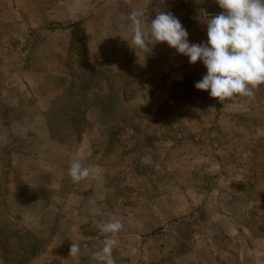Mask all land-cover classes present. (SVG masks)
<instances>
[{"label": "rangeland", "instance_id": "obj_1", "mask_svg": "<svg viewBox=\"0 0 264 264\" xmlns=\"http://www.w3.org/2000/svg\"><path fill=\"white\" fill-rule=\"evenodd\" d=\"M206 43L216 0H0V264H264V84L223 101L130 13ZM99 175L73 182L70 163ZM80 244L69 256L71 243ZM139 251L132 255L130 249Z\"/></svg>", "mask_w": 264, "mask_h": 264}, {"label": "clouds", "instance_id": "obj_2", "mask_svg": "<svg viewBox=\"0 0 264 264\" xmlns=\"http://www.w3.org/2000/svg\"><path fill=\"white\" fill-rule=\"evenodd\" d=\"M216 3L223 11L207 18L206 43H190L189 33L179 19L158 9L147 29L141 19L145 13L138 10L130 13L132 44L149 53L150 44L167 42L177 53L187 56L189 63L202 61L207 72L195 87L220 101L236 95L254 98L255 90L264 84V0H216ZM99 171L97 167L82 165L79 159L68 167L73 182L98 176ZM123 227L121 220L114 218L101 226L106 236L101 250L95 254L96 260L116 264L112 253L118 241L113 237ZM138 251L136 247L130 249L132 255ZM79 252L80 244L71 243L69 256L75 257Z\"/></svg>", "mask_w": 264, "mask_h": 264}]
</instances>
